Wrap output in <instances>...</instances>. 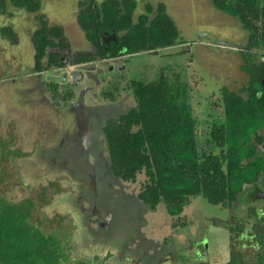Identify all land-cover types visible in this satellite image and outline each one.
I'll list each match as a JSON object with an SVG mask.
<instances>
[{"label":"rangeland","instance_id":"obj_1","mask_svg":"<svg viewBox=\"0 0 264 264\" xmlns=\"http://www.w3.org/2000/svg\"><path fill=\"white\" fill-rule=\"evenodd\" d=\"M78 1L31 3L45 16L48 25L64 30L71 54L91 52V45L76 22ZM135 1L133 18L143 12L145 3H163L178 29L181 45L159 49L156 55L140 52L96 64L94 78L99 81L108 78L110 83L119 78L126 101L109 103L99 94L101 82L93 87L86 80L74 86V92L82 93L73 100L74 105L84 107L78 114L59 113L40 103L36 96L23 95L19 89L26 88L25 84L15 85L17 91L7 102L6 90L0 89L4 112L12 114L18 125L12 131L13 140L6 145L5 129L0 128V196L12 204L31 202L29 223L45 236L57 238L66 248L68 259L75 262L223 264L229 258L230 236H237L235 223H245L252 211L264 213V201L255 197L261 185L246 186L232 210L197 196L191 198L180 218L170 217L163 204L151 210L138 200L137 194L145 181L143 175L139 174L134 183L112 175L102 130L110 119L124 115L134 106L133 95L126 87L131 81L150 82L161 72L169 79L185 73L197 139L205 144L214 123L222 118L221 89L239 92L248 82L241 71L248 55L219 46L218 42L248 48V35L235 18L216 10L210 0ZM15 13L25 14L21 10ZM21 26L26 23L22 21ZM23 39L22 50L17 49L24 56L23 69L14 72L4 67L0 79L28 69L32 48L27 36ZM254 51L257 53H251L252 61L259 63L264 59V47ZM13 64L11 60L8 66ZM68 84L46 78L41 82L49 88L59 87L64 93ZM113 96L116 95H109ZM45 98L53 102L47 94ZM64 99L58 94L54 105ZM5 147H12V153L4 154Z\"/></svg>","mask_w":264,"mask_h":264},{"label":"trees","instance_id":"obj_2","mask_svg":"<svg viewBox=\"0 0 264 264\" xmlns=\"http://www.w3.org/2000/svg\"><path fill=\"white\" fill-rule=\"evenodd\" d=\"M31 11L33 0H11ZM212 6L235 18L248 35L241 70L249 76L246 97L222 90L223 118L205 144L197 139L189 85L184 75L169 79L161 72L153 81H131L134 106L103 127L110 171L123 182H144L138 200L155 210L180 218L191 198L232 210L246 186L264 175V61L252 62L251 52L264 47L262 0H210ZM77 23L99 59L132 55L177 45L179 32L163 3L144 4L136 19L135 0H79ZM115 34V42L102 34ZM52 35L61 37L58 29ZM50 43L37 39L39 56ZM150 48V49H149ZM79 56L76 60H80ZM56 57L54 64H57ZM31 202L12 204L0 196V264H95L69 260L57 238L45 236L29 223ZM246 226L247 228H245ZM228 261L223 264H264V213L252 211L246 222L235 223Z\"/></svg>","mask_w":264,"mask_h":264},{"label":"flooded vegetation","instance_id":"obj_3","mask_svg":"<svg viewBox=\"0 0 264 264\" xmlns=\"http://www.w3.org/2000/svg\"><path fill=\"white\" fill-rule=\"evenodd\" d=\"M77 7H78V4H77ZM16 10H21L25 14L19 15V14L15 13ZM79 11H80V8H78V13L76 15V22H77V17H78ZM166 14H167V12H166ZM139 15H137L136 18ZM26 17H27V20L25 21L24 19ZM136 18H134V19H136ZM22 21H24L26 23V26H21ZM21 27H23V29H25L24 30L25 34H23ZM53 28L58 29L60 31L62 38L61 37H55L54 35H52L51 32H52ZM105 33H107V32H105ZM68 34H70V33L68 32ZM112 34H109V35H112ZM22 35H25L23 38H25L27 36V39H29L28 43L30 44V46L32 48V54L30 56L31 58L28 61L29 64H26L27 65L26 67L28 69L23 73H18V75H17V73H14V72L17 70L21 71V69H23V67H24V56H22L21 53H18L19 51L22 50L21 40L24 41V39L22 38ZM83 35H84V33H83ZM43 36L45 37V39L50 44L48 46H46L44 54L42 56H39L38 51L36 49L37 48V39H40V42H42ZM84 38H85V35H84ZM85 40H86V38H85ZM115 40H116V37H115ZM0 42H2V43H0V48L2 49V50H0V56L4 55V57H2V59L0 58V71H2L4 69V67L6 69L9 68L10 71L14 70V72H13L14 76L13 77L8 76L7 78L0 79V89L3 91L6 90L5 98H4L5 102H7L9 100V98H11V96H13L14 90L17 89V88H15V85L25 84L27 86L26 88L23 87V88L19 89V91L23 95H26V96H29L31 94L34 95L38 98V101L40 103H46L47 105L51 106L53 109H55V111H57L59 113L60 112L61 113L69 112V113H76V114L82 113L84 110V107L79 103H77L75 105L73 104V102H74L73 100L76 101V97L78 99L79 94H82L81 92H78V93L74 92V86L79 85L81 82L86 81V80H87V82H92L91 84L93 85V87L96 86L97 84L99 85L101 82L102 88H101V91L99 94H101L102 97H104V100H107L109 103L115 104V103H118L120 101L121 102L126 101L125 95L123 94V88H124L123 86L124 85H123V82L119 80V78H117L115 80L116 82H113V83H110L112 81H110V79H108V78H105L103 81L102 80L99 81V80H96L94 78V77H96L94 75V72H96V64H98V63L107 64L109 62V60H114V59L123 57L125 55H119L117 57H112V58H107V59H99L96 56L95 50L89 41H87V42L91 45V52L71 54L72 48H71V45L68 41L67 36L65 35L64 30L58 26L48 25L47 19L45 18L44 15H40L39 9L35 10V11H31L26 7H18V6L13 5L11 0H0ZM111 42H115V41H111ZM105 44H107V43H105ZM109 44H110V42L107 45H109ZM229 44H232V43H229ZM180 45L181 44L178 41L177 45L172 46V47H168V48L171 49L173 47L180 46ZM233 45H235V44H233ZM219 46H221V45H219ZM235 46L236 47H227V46H222V47L238 50L240 52L247 51V48H244V47L238 46V45H235ZM238 47H240V48H238ZM168 48H164V49H168ZM17 49L19 51H17ZM4 51H8V53H5ZM147 52L149 54H151L152 52L158 53L157 50L147 51ZM251 53L256 54L257 51H252ZM7 55H8V57H6ZM152 55H156V54H152ZM79 56H82V58L80 60H76ZM55 57L57 58L56 59L57 64H54L55 60H52ZM251 57H252V54H251ZM250 59H252V58H250ZM11 60L14 62V64L10 65V67H9L8 63ZM261 61H264V59H261ZM259 63H254V64H259ZM13 67H14V69H12ZM111 70H113V69L111 68ZM181 70H183V68H181ZM73 71L78 72V73H75L74 78H73V76H71V72H73ZM62 73L65 74V76L63 78H62ZM182 75H185V73ZM48 77L56 78L59 81H55V80L53 81V80L49 79ZM247 77H248L247 85L245 87H243L242 89H240L239 92L230 91L225 87L222 88L220 91L221 102H222L221 94H222L223 89H227L228 91L234 92V93L240 95L242 98H245L246 97L245 88L248 87V83H249V76L247 75ZM45 78H46V80L56 82L59 84H66V83L68 84L69 83L68 84L69 86L65 90V91H67V93L62 92L59 89V87L49 88L46 86H42L41 82ZM128 85L129 84H127L126 87H127V91L130 94L131 90L128 89ZM12 86L14 87L13 89H11ZM262 86L264 87V77L262 78ZM46 94L48 95L49 99L53 98L52 103H50L46 100V98H45ZM58 94L61 95L62 97H64L65 99L63 100V102H61V104H59L57 106V105H54V103H55V100H56V97L58 96ZM113 94H115L116 96L109 97V95H113ZM244 94H245V97L243 96ZM189 96H190V94H189ZM4 101L0 100V128L4 127V129H5L3 143L6 145L8 142H11V140H13L12 139V131L15 128H17L18 125H17V122L14 121V119L12 118V114H10L9 112H4V109H3V105H4L3 102ZM222 118H223V105H222ZM222 118L220 120H218L216 123H214V125L218 124L222 120ZM114 119H117V118H114ZM110 120H112V119H110ZM1 138L2 137H1V133H0V139ZM209 138H210V134H209ZM207 139H205V141ZM260 149L263 150V152H264V147H261ZM8 152L12 153V147H10V148L5 147L4 154H6ZM18 154H20V152H18ZM259 184L261 185V188L256 193L255 197L257 199L259 198V199L264 201V197H261V195L264 193V175L261 176V179L256 186H258ZM256 186H250V187H256ZM27 202L29 203V201H23L22 203H27ZM31 207H33V205Z\"/></svg>","mask_w":264,"mask_h":264},{"label":"water","instance_id":"obj_4","mask_svg":"<svg viewBox=\"0 0 264 264\" xmlns=\"http://www.w3.org/2000/svg\"><path fill=\"white\" fill-rule=\"evenodd\" d=\"M102 40H103V42H105V43H109V42H111V41H115V35L114 34H112V35H109L108 33H103L102 34ZM218 44L219 45H221V46H227V47H236L235 45H233V44H229L228 42H225V41H220V42H218ZM238 48H240V47H238ZM150 49V48H149ZM151 53V52H150ZM151 54H157V52H152ZM75 73H78V72H75V71H73V72H71V76H73V78H74V75H75ZM65 76V74L64 73H62V78ZM49 79H51V80H55V81H59V80H57L56 78H52V77H48ZM61 80V79H60ZM261 197H264V193L261 195Z\"/></svg>","mask_w":264,"mask_h":264}]
</instances>
